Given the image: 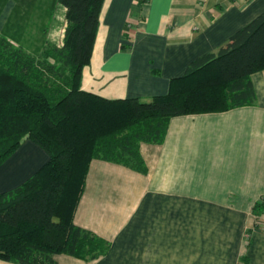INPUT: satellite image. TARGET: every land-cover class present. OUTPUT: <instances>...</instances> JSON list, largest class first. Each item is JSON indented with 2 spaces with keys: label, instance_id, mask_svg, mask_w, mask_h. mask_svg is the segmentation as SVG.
Returning <instances> with one entry per match:
<instances>
[{
  "label": "crops",
  "instance_id": "obj_1",
  "mask_svg": "<svg viewBox=\"0 0 264 264\" xmlns=\"http://www.w3.org/2000/svg\"><path fill=\"white\" fill-rule=\"evenodd\" d=\"M43 4L36 0L33 12ZM15 6L0 7V32L13 29ZM263 12L264 0H105L82 89L108 99L164 95L193 60L217 52ZM65 14L58 4L48 32L58 46ZM251 80L253 105L174 116L163 142L142 143L146 172L93 160L75 222L111 249L96 260L58 254V264H243L244 254L248 264H264V218L252 216L264 195V70ZM48 157L26 141L0 169V192Z\"/></svg>",
  "mask_w": 264,
  "mask_h": 264
},
{
  "label": "trees",
  "instance_id": "obj_2",
  "mask_svg": "<svg viewBox=\"0 0 264 264\" xmlns=\"http://www.w3.org/2000/svg\"><path fill=\"white\" fill-rule=\"evenodd\" d=\"M104 1L50 0L42 9L47 20L35 51L27 50L16 34L0 32V169L26 141L49 156L20 185L0 192L1 260L58 264V254L91 260L104 256L111 245L75 222L91 162L146 172L140 146L163 142L174 116L256 102L251 75L264 70V12L217 52L193 60L184 75L171 79L164 95L108 99L82 89ZM58 4L66 8L61 46L47 40ZM35 6L36 0H16L7 28L28 18ZM255 211L262 216L264 203H257ZM243 264H248L246 254Z\"/></svg>",
  "mask_w": 264,
  "mask_h": 264
},
{
  "label": "rangeland",
  "instance_id": "obj_3",
  "mask_svg": "<svg viewBox=\"0 0 264 264\" xmlns=\"http://www.w3.org/2000/svg\"><path fill=\"white\" fill-rule=\"evenodd\" d=\"M43 1H44L43 6L45 8H48L50 6V0H43ZM32 13L33 15L30 14L28 18L26 17V15H24L23 19L19 18L18 23H17L16 17H14L13 21H15L17 25L13 27V29L10 31V34L11 35L16 34L17 37L21 39V43L25 46L27 50L29 49L30 51H33V50L35 51V48H36L35 46H38L37 37L42 35L41 29L43 25L41 24H42V21L45 22L47 20L46 18H44V16L47 13L42 14V10L38 12L34 11ZM37 13H41V14H37ZM259 202L264 203V195H260L259 200L256 201L255 205L253 206L252 216H253L254 222L264 218V213L261 216V215H257L255 211V206ZM252 228H253L252 226L249 227V229L251 230ZM248 230H247V234H250L248 233Z\"/></svg>",
  "mask_w": 264,
  "mask_h": 264
}]
</instances>
